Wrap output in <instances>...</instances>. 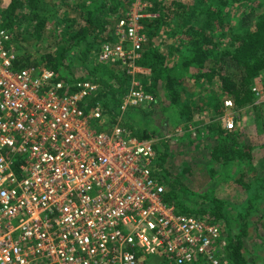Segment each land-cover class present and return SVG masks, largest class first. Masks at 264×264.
<instances>
[{
    "label": "built area",
    "instance_id": "2783aa9c",
    "mask_svg": "<svg viewBox=\"0 0 264 264\" xmlns=\"http://www.w3.org/2000/svg\"><path fill=\"white\" fill-rule=\"evenodd\" d=\"M144 18L143 9L126 14L98 62L135 72ZM1 24L0 17V264H220L221 231L167 204L153 144L109 121L100 105L84 108L97 84L15 70ZM138 86L126 104L153 103ZM251 91L254 104H264V78ZM223 104L233 130L235 104Z\"/></svg>",
    "mask_w": 264,
    "mask_h": 264
},
{
    "label": "rangeland",
    "instance_id": "374dc122",
    "mask_svg": "<svg viewBox=\"0 0 264 264\" xmlns=\"http://www.w3.org/2000/svg\"><path fill=\"white\" fill-rule=\"evenodd\" d=\"M213 1L134 0L127 14L143 9L144 19L154 21L158 18L160 7L163 4L166 6L165 9L172 10L171 13L167 11L166 22L160 24L159 35L153 40V46L168 56L167 64L169 68H172L181 60L192 58V46L187 42L189 38L185 33L186 26H193L196 29L203 28L209 16L205 4L208 6ZM11 2L12 0H1V19L3 12ZM245 4L234 5L235 7L231 10L225 9L227 12L229 11L227 16L229 26L225 29L230 30L229 27H232V30L238 32L237 34L242 33L244 29L240 28L241 16L247 10L249 12L252 9L258 15H264V0ZM47 13L50 14V11L47 10ZM15 30L22 32L19 36V40H24L22 47H27L29 52L37 57L45 53L47 47L51 45V41L47 37L37 42L36 36L31 32V27L25 23L21 26L15 24ZM115 30L116 26L113 33L105 32L104 39L113 42ZM145 35L149 41L147 34ZM223 42L228 44L231 39L224 36ZM146 43L144 46L147 45ZM22 47L17 43L13 45L16 56L17 54L27 55V50ZM97 47L88 53L89 60L86 65L83 60L78 62V66L75 64L73 69L75 78L82 76V78L93 79L92 74H88L83 66L90 65L89 67L93 68L99 64ZM69 58L72 60V55H69ZM115 68L120 70L118 75L121 80H125L127 95L133 86L137 88V84H139L138 90H140V86L142 87L140 75L150 76V71L148 72L137 64L136 71L129 74L120 64L116 63ZM38 69L42 71L43 66ZM199 73L197 68L190 66L189 75L182 80L181 76L179 77L181 81L176 84L174 90V96L176 95L174 98L177 99L175 103L168 91L160 94L152 88L153 84L149 82L147 84L149 91L146 93L155 96L154 102L139 108L127 105L125 100L120 107L113 111L117 115L115 120L122 126L126 125L127 131L133 127L132 130L149 134L150 139L147 141L153 144L158 154H162V159L157 165L159 175L166 177L169 181L176 179L177 183L187 190L188 195L185 200L187 208H191L194 212L204 208L212 209L211 203L205 204L202 200L206 192L208 195L210 192L212 198L224 202L222 212L224 217L217 222L222 240L227 243L225 238L229 231L232 236H236L242 221L249 224V236L242 240L248 264H264V241L260 238V236L264 238V133L261 125L264 122V104L255 105L252 102V104L241 106L240 109H235V128L227 130L225 120L228 112L224 108L223 102L233 99L223 94L217 81L212 82L208 87L205 84L203 87L198 85L195 77ZM125 76L131 78L125 79ZM263 78L264 75L260 73L256 80ZM206 81L205 78L200 82L205 83ZM133 82L135 83L133 84ZM109 83L114 88L119 87L113 81H109ZM97 87V93L102 92L99 99L104 103H110V106L115 108L111 101L112 96L109 95L108 86L98 83ZM215 97L217 102L213 100ZM252 99L254 96H251ZM206 103L211 104V107L218 103L220 108L216 110L211 109L210 106L207 108ZM94 104L93 106L103 107L99 101ZM229 112L233 113V110ZM220 130L224 132V137L229 138L228 142L225 143L222 140L223 136H221ZM219 145L229 146L228 150L232 156L227 165H222L219 159L213 157V148ZM201 202L204 204L201 205ZM201 217L205 219V217ZM197 219L202 221L200 218ZM229 263H232L231 260L228 257L224 258L223 264ZM146 264H157V261L148 259ZM205 264L208 263L205 262Z\"/></svg>",
    "mask_w": 264,
    "mask_h": 264
},
{
    "label": "trees",
    "instance_id": "16d2710c",
    "mask_svg": "<svg viewBox=\"0 0 264 264\" xmlns=\"http://www.w3.org/2000/svg\"><path fill=\"white\" fill-rule=\"evenodd\" d=\"M251 1L256 0H214L208 6L205 4L209 16L204 27L196 29L193 26H186L185 33L189 38L187 42L192 46V58L181 60L172 68H169L167 64L168 56L153 46L154 38L159 35L160 24L166 22L167 11L171 13L172 10L165 9L166 6L163 4L156 20L142 19L143 32L147 34L149 41L142 50L141 59L136 63L141 68L150 71V76H139L142 79L140 90L148 92L147 84L151 82L152 88L156 92L161 94L168 91L175 103L177 100L174 98L176 84L188 76L190 66H194L201 73L195 77L198 81L197 84L201 87L205 84L208 87L214 81L219 82L223 94L233 99L236 110L246 104H252V102L254 104V99L251 100V96L253 97L252 86L261 80H258L261 75L257 79L258 81L256 80L260 73L264 75V15H258L252 9L249 12L247 10L241 16L240 28L244 29L242 33L237 34L238 32L232 30V27H229L230 30L225 29L229 26L227 17L229 11L227 12L225 9L231 10L235 7L234 5L242 6ZM133 2L134 0H12L10 6L2 14L1 24L11 34L9 46L13 47L15 43L20 44V47L24 45V40H19L22 32L15 30V24L21 26L25 23L31 27V32L36 36L37 42L42 41L45 37L51 41L47 51L39 57L30 53L27 47H22L28 53L27 55L17 54L14 69L43 66V69L53 71L58 80L70 82L88 80L95 84L101 83L108 86L109 95L112 96L111 101L115 108L111 107L110 103H104L99 99L102 92L99 94L96 92L88 97L82 105L89 111L96 101L101 102L109 121L115 122L117 115L113 111L125 102L127 95L125 80H121L118 75L120 70L115 68V64L112 66L110 63H99L93 68L89 67L90 65H82L88 74H92L93 79H91L89 77L82 78V76L75 78L73 69L75 64L78 66V62L80 63L82 60L84 65L87 64L88 53L93 48L98 46L97 51L99 50L98 54L100 53L102 43L108 42L104 39L103 34L114 32L115 26L126 16ZM47 10L50 11V14L47 13ZM224 36H228L231 42L224 44ZM116 40L117 37L114 36L113 42ZM69 55H72V60ZM126 78L131 77L125 76ZM205 78L207 81L201 83L200 81ZM109 81H113L119 87L114 88ZM216 99L215 97L213 100L217 102ZM217 104L211 107V104L206 103L205 106L216 110L220 108V105ZM261 125L264 133V122ZM132 129L133 127L127 131L130 136L137 137L142 141L150 139L149 134ZM220 133L223 136L222 140L225 143L228 142L229 138L224 137V132L220 130ZM228 147L219 145L213 148V157L219 159L222 165H227L232 156ZM155 150L158 154L156 148ZM161 159L162 154H158L157 164ZM160 181L166 186L168 205H173L181 214L194 215L206 224L218 228L217 222L224 217L222 215L224 202L212 198L211 193L208 192L210 194L208 195L206 192L202 200L205 204L211 203L213 208H204L194 212L191 208L186 207L187 190L179 185L176 179L169 181L166 177L160 176ZM204 203L201 202V205ZM243 222L236 236H232L230 231L227 233L225 238L227 243L222 249L220 264H223L224 258L227 257L232 262L229 264H248L242 240L249 236V224ZM260 238L264 241L262 236Z\"/></svg>",
    "mask_w": 264,
    "mask_h": 264
}]
</instances>
